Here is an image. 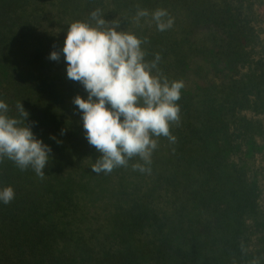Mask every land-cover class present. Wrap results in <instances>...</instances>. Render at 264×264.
I'll return each instance as SVG.
<instances>
[{
  "label": "trees",
  "instance_id": "16d2710c",
  "mask_svg": "<svg viewBox=\"0 0 264 264\" xmlns=\"http://www.w3.org/2000/svg\"><path fill=\"white\" fill-rule=\"evenodd\" d=\"M262 0H0V99L52 149L40 178L0 162V264H264V32ZM100 9L145 41L154 74L186 80L204 59L213 79L182 89L170 143L158 137L149 172L138 157L110 173L85 138L63 56L71 23ZM167 10L174 23L151 19ZM138 10L149 16L136 19ZM52 137H55L53 139ZM59 141V142H58Z\"/></svg>",
  "mask_w": 264,
  "mask_h": 264
},
{
  "label": "clouds",
  "instance_id": "9594fccd",
  "mask_svg": "<svg viewBox=\"0 0 264 264\" xmlns=\"http://www.w3.org/2000/svg\"><path fill=\"white\" fill-rule=\"evenodd\" d=\"M147 16V10H138L136 19ZM151 19L159 31L174 23L165 9L151 13ZM119 27L118 19L109 22L96 9L88 21L71 23L63 47L49 56L52 61L63 56L67 78L79 82L87 93L86 98L74 97L73 104L81 115L85 138L101 153L92 168L97 174L125 167L135 157L143 163L133 164V169L149 172L156 138L174 143L170 125L180 120L178 101L184 82L154 74L159 55L147 61L145 41L118 31ZM16 109L18 116L8 115L9 105L0 99V162L11 160L21 171L31 169L44 178L52 149L34 134L22 102ZM15 195L11 186L0 189V203L10 204Z\"/></svg>",
  "mask_w": 264,
  "mask_h": 264
},
{
  "label": "rangeland",
  "instance_id": "374dc122",
  "mask_svg": "<svg viewBox=\"0 0 264 264\" xmlns=\"http://www.w3.org/2000/svg\"><path fill=\"white\" fill-rule=\"evenodd\" d=\"M263 4L259 6V14H260V28L264 32V0ZM186 80L184 82V89L190 92L195 91V89L212 80L213 72L212 68L209 66L208 62L204 59H195L193 60L190 67H188ZM264 186V182H263ZM264 190V187H263ZM263 202H264V194H263Z\"/></svg>",
  "mask_w": 264,
  "mask_h": 264
}]
</instances>
